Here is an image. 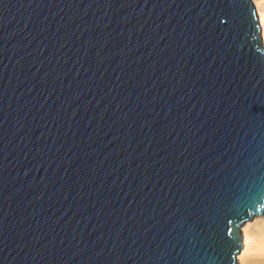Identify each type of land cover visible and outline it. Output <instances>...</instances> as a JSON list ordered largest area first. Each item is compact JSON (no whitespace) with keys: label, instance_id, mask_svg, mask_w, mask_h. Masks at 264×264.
Segmentation results:
<instances>
[{"label":"water","instance_id":"95a60500","mask_svg":"<svg viewBox=\"0 0 264 264\" xmlns=\"http://www.w3.org/2000/svg\"><path fill=\"white\" fill-rule=\"evenodd\" d=\"M258 31L251 0H0V264H236Z\"/></svg>","mask_w":264,"mask_h":264},{"label":"bare ground","instance_id":"6f19581e","mask_svg":"<svg viewBox=\"0 0 264 264\" xmlns=\"http://www.w3.org/2000/svg\"><path fill=\"white\" fill-rule=\"evenodd\" d=\"M257 17L260 46L264 50V0H251ZM241 248L236 254V264H264V205L240 227Z\"/></svg>","mask_w":264,"mask_h":264}]
</instances>
